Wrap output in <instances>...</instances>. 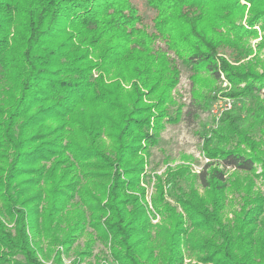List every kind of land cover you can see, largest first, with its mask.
Segmentation results:
<instances>
[{"label":"trees","instance_id":"16d2710c","mask_svg":"<svg viewBox=\"0 0 264 264\" xmlns=\"http://www.w3.org/2000/svg\"><path fill=\"white\" fill-rule=\"evenodd\" d=\"M144 2L153 12L149 19L132 0H0V264H47L36 248L40 238L63 248L51 263L62 264L86 224L116 264H184L190 255L194 264H264V240H247L252 250H234L241 241L215 204L198 195V189L223 193L227 170L250 174L260 163L253 148L224 144L242 135V127L264 136L257 98L264 70L256 73L257 56L248 46L256 27L264 33V0ZM178 61L212 82L226 80L229 97H253L254 122L245 126L240 116L224 113L206 141V163L195 174L178 166L154 176L149 209L141 185L151 176L143 158L131 165L139 150L147 154L157 143L148 136L151 106H140L139 90L159 93L156 121H171L162 104L178 79ZM116 69L130 71L131 81L111 79ZM130 83L127 105L121 85ZM94 106L96 116L88 110ZM200 111L193 97L178 119L191 126ZM103 131L112 135L111 148L100 141ZM131 131L137 133L127 140ZM246 212L237 235L264 218L261 197Z\"/></svg>","mask_w":264,"mask_h":264},{"label":"rangeland","instance_id":"374dc122","mask_svg":"<svg viewBox=\"0 0 264 264\" xmlns=\"http://www.w3.org/2000/svg\"><path fill=\"white\" fill-rule=\"evenodd\" d=\"M132 2L148 19L153 15V12L146 6L144 0H132ZM248 9L249 5H246L242 11V21L248 16ZM255 29L257 31V37L250 39L248 41V46L251 47L254 55L257 56L254 60L257 68L254 70L256 73H260L262 69L264 70V50H261L259 54H257V50L258 44L261 43L264 33L258 27ZM171 55L172 54H170V56ZM177 64L179 67L178 79L175 84L169 87L167 86L166 101L168 99L170 100L162 104V110L167 111L166 114L172 116L171 121L166 118L163 119L164 116L160 117L162 118L161 123L156 121V107L157 105L159 106L157 102L162 100L160 99L159 93L152 94L148 97V92L145 93L147 89L141 88L139 90L141 97L140 106H151L148 113L150 114L148 136H154L157 143L154 146H149L147 154L139 150L140 152H138L135 157L131 158V165L139 161L140 157L143 158L144 173L147 176H151L149 185L145 183L141 185L145 189V202L149 209H151V197L153 196L154 184L156 183L154 176L164 175L168 168L175 169L178 166H186L195 174L200 170L203 164L206 163L207 160L204 152L206 143L209 141H207V139L213 136V132L219 129L220 124L222 126L221 119L224 113L230 111L231 114L240 116L245 126L252 125L254 122L252 113L250 112L253 97L250 95L237 98L229 97L228 94H230L233 89H231L232 86L226 80L223 79L220 82H212L204 74L188 70L179 61ZM96 76L97 73H94V77ZM120 77L128 78L129 81H131L132 73L130 71L125 72V70L120 72L116 69L110 74V78L115 82L119 81ZM121 87V98L123 101L127 102V105H130L132 101L131 83L127 85L123 84ZM262 92H264V89L261 93ZM261 93L257 98H259L258 101L264 106V96ZM193 97L197 98V104L200 106L201 111L197 115L193 125L188 126L181 118L178 119V110L181 106L187 105ZM90 109H94L91 112L96 116L98 109L95 106L88 110ZM262 128L264 129V125L261 129ZM104 132L105 131L98 135L100 141L105 143L106 147L111 148L112 139L109 136L112 135H106ZM258 132V129L255 127H249L247 129L242 127V135L236 137L232 135L227 138L228 140L224 144L226 148L231 149L245 150L253 148L255 150L254 154L259 158L258 160H260V163L252 173L244 174L233 170H227L225 173V177H227V188L223 193L221 192V194H217L215 197L213 196V192L212 196L214 200L211 202L208 199L212 196L209 194L206 195V191L198 189V195L202 198L204 197V204H215L220 210L221 222L229 227L231 229V234L241 241L232 245L234 250L243 247L252 250L254 246L248 244L247 240H264V232L260 226L264 224V218L262 216H260V218L263 219L260 221L259 225L249 224L246 229H242L241 235L247 234L245 239L240 234L237 235V229L240 226L241 220L244 222L246 220L245 216L248 214L246 211L251 207V202L258 196L261 197V201L264 205V176L260 175L262 166H264V136H260ZM81 133H78L80 139L86 140L82 129ZM136 133L135 131H131V136L127 140L132 138ZM88 138L86 144H91L92 138ZM142 144L143 142H141V145ZM210 144L213 145L214 140L210 142ZM167 201H170L171 205L175 206L171 200L167 199ZM157 220L158 217L152 220V223L155 224ZM253 228L254 230L252 232ZM84 230L85 231L77 238L75 237L74 243L70 246L69 250L63 254L62 264H71L73 260H75L77 264H116L112 260L109 246H105L98 240L94 241V237H96L94 230H92L88 224H86ZM53 234L57 235L59 238L62 236V234H59L57 231ZM36 248L37 250L41 248L42 251L39 256L43 258L47 264L52 263L53 256L57 250L60 252L63 250L62 247L56 246L55 244L53 245L52 242H49L48 238H40L36 243ZM262 249L264 250V248ZM80 253L83 255H79ZM194 263L197 262L192 255L185 257L184 264Z\"/></svg>","mask_w":264,"mask_h":264}]
</instances>
